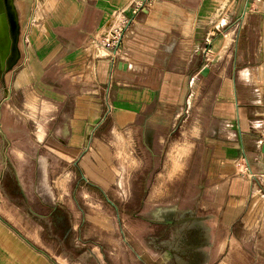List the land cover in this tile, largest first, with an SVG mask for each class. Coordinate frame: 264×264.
I'll return each instance as SVG.
<instances>
[{"label":"crops","instance_id":"0c3cea01","mask_svg":"<svg viewBox=\"0 0 264 264\" xmlns=\"http://www.w3.org/2000/svg\"><path fill=\"white\" fill-rule=\"evenodd\" d=\"M137 1L76 0V12L63 8L53 16L54 40L31 48L27 11L13 0L21 57L5 76L0 72V196L31 219L44 216L33 208L35 200L45 209L62 208L70 219L54 202L49 184L53 163L67 162L108 198L106 173L87 160L107 144L108 129L132 136L133 151L157 158L160 194L170 196L191 178L192 212L201 200L207 232L206 243L196 249L201 261L194 264H264V0L245 4L237 35L223 38L215 33L227 25L236 4L227 9L216 4L209 11V0H150L124 35L113 65L101 41L118 25L120 12L131 16ZM53 41L56 53L48 45ZM228 50L232 64L224 62ZM205 82L212 100L194 120L189 116L194 89H205ZM182 129L190 149L180 168L163 157ZM9 183L17 199L9 194ZM85 222L77 227L71 222L75 234ZM82 240L80 233V246Z\"/></svg>","mask_w":264,"mask_h":264},{"label":"rangeland","instance_id":"374dc122","mask_svg":"<svg viewBox=\"0 0 264 264\" xmlns=\"http://www.w3.org/2000/svg\"><path fill=\"white\" fill-rule=\"evenodd\" d=\"M17 1L19 8L24 13L27 11L25 35L31 48L40 47L46 39L54 40L52 26L57 24V19L53 16L58 9L72 8L73 12H76L78 4L76 0ZM257 1L209 0V11L214 10L216 4H223L222 8L227 4L225 9L231 4H236V10L227 25L219 33L216 32L215 36L223 38L228 33L234 32L232 37H235L240 29L239 16L245 4H256ZM224 21H227V17L222 18L220 24L222 25ZM211 25L213 26V23ZM234 44L235 42L231 41L230 48L234 47ZM48 45L54 53L58 51L59 46L55 41ZM213 52L210 49L207 58H212ZM231 53L232 50L228 52L229 57L225 59V64H232ZM57 59L55 58V61ZM204 84L205 89L204 87L194 89L193 107L189 112V116L194 115V120L200 117L203 104L212 100L206 82ZM33 112L35 116L39 112L36 103L33 105ZM24 117V114L18 113L17 118L22 122ZM38 117V122H43L41 114H38ZM33 118L35 120V117ZM28 122L34 133L36 125L32 126L30 120ZM189 122L192 123V120L189 119ZM194 122L196 123L197 120ZM111 124L112 121H107V128L111 127ZM185 127L186 125L183 128ZM103 139L107 144L97 148L98 151L94 149L87 160L95 169L106 173L105 187L110 195L108 198L91 187L87 181L82 179L80 181L77 170L67 162L57 163L58 167L53 163L49 170L51 179L49 184L53 191L54 202L71 214L73 227L86 220L84 226L78 228L83 237L82 241L85 242L83 246H86L83 249L87 250L82 260H74L62 252L55 238L48 239L46 223H40L38 218H29L23 211L5 202L0 196V264H187L185 261L169 262L151 248L147 242L148 238L156 236L161 228L147 221L154 220L152 213L158 208L176 207L180 212H192L191 196L188 197L187 194V191H191V178L181 181L170 196L160 194L157 190V180L155 181L157 158L154 160L144 150L133 151L132 136L115 135L107 129ZM186 141L185 130L182 129L173 142L167 145L164 161L177 164L181 168V162L190 149L186 146ZM156 150L158 151L159 148ZM14 162L17 165L19 163L17 158H14ZM79 181L81 184L74 193ZM200 203L201 200L192 213L203 225L204 214L200 209ZM38 205L40 202L35 200L33 208L38 213H42L45 207ZM11 213L15 215L11 216ZM80 233L76 232V235H73L76 242ZM169 238L173 239V232H170ZM128 245L131 246L130 253L126 251Z\"/></svg>","mask_w":264,"mask_h":264},{"label":"flooded vegetation","instance_id":"af4514ba","mask_svg":"<svg viewBox=\"0 0 264 264\" xmlns=\"http://www.w3.org/2000/svg\"><path fill=\"white\" fill-rule=\"evenodd\" d=\"M5 2L6 0H1L2 4ZM79 175L81 180V174L79 173ZM7 188L12 197L16 199L19 197L13 184L9 183ZM43 199L46 202L50 201L46 197ZM42 213L44 216H38V221L40 219L46 223L49 237L55 238L62 252L71 256L72 259L82 260L87 252L83 249L86 246H80L78 241L76 242L73 238L75 232L64 210L62 208H46ZM34 217L36 218V216ZM152 217L154 220H144L161 228L157 231L156 236L148 238L147 241L156 253L162 255L169 262L185 261L187 264H194L201 261V256L196 254V249L206 243L207 232L192 212H180L176 207L158 208L152 213ZM170 232H173V239L169 238Z\"/></svg>","mask_w":264,"mask_h":264},{"label":"water","instance_id":"95a60500","mask_svg":"<svg viewBox=\"0 0 264 264\" xmlns=\"http://www.w3.org/2000/svg\"><path fill=\"white\" fill-rule=\"evenodd\" d=\"M247 9L245 10L242 20H244ZM20 26L15 11L13 0H6L5 4L0 0V72L5 76L18 63L21 53L19 50ZM209 69H203L202 75L206 76ZM111 111L109 107L108 112ZM264 154V148L262 149ZM79 162L76 166L79 167ZM82 180L87 181L85 176L80 172Z\"/></svg>","mask_w":264,"mask_h":264},{"label":"built area","instance_id":"2783aa9c","mask_svg":"<svg viewBox=\"0 0 264 264\" xmlns=\"http://www.w3.org/2000/svg\"><path fill=\"white\" fill-rule=\"evenodd\" d=\"M150 0H139L134 4L131 16H125L124 12H120L122 18L116 27L112 28L102 39V48L108 53L112 59L113 65L120 53V46L124 35L127 33L131 25L134 23L135 17L142 11V9L149 7Z\"/></svg>","mask_w":264,"mask_h":264}]
</instances>
